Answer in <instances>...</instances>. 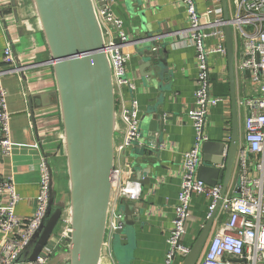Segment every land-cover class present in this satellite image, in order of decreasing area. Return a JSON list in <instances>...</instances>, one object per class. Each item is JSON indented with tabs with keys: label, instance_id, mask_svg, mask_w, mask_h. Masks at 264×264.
<instances>
[{
	"label": "crops",
	"instance_id": "obj_1",
	"mask_svg": "<svg viewBox=\"0 0 264 264\" xmlns=\"http://www.w3.org/2000/svg\"><path fill=\"white\" fill-rule=\"evenodd\" d=\"M195 1L203 22L201 30L207 35L204 36L205 45L209 48L219 44L226 45V40L221 35V32L225 35L222 0ZM111 12L120 26L112 25L113 33L117 35L120 28L127 36V42L122 47L130 55L127 72L137 86L133 95L140 108L141 133V142L125 151H116V166L121 169L120 178L123 182L131 180L134 175L139 179L135 182L140 184L141 192L137 199L124 198L119 203V206L126 205L134 209L132 219L135 221V233L128 237L126 244L119 240L118 245L114 246L112 240L110 251H103L100 264H123L127 260L129 264H165L169 250L168 239L178 203L184 154L193 147L196 137L189 117L190 111L196 107V50L189 37L188 13L178 0H114ZM228 12L234 20L236 0H228ZM23 19L30 21V29L23 25ZM149 35L154 38L150 39ZM130 37L134 41H130ZM234 39L238 134L241 146L244 143L245 118L250 112L241 101L256 96L259 92L257 85L248 79L247 73L238 69L244 43L237 31H234ZM7 45L13 48L14 66L20 67L19 71L10 72L12 66L4 63ZM151 47L153 51L149 50ZM49 57L50 51L33 1L0 0V77L7 91L13 141L10 155L3 154L0 149V180L13 178L20 195L16 213L22 219L31 218L39 206L40 165L43 158L53 169L57 201L65 205V213L69 211L67 157L57 83L53 66L43 62ZM209 59L211 94L222 100L210 108L205 133L207 140H229L233 116L227 55L212 54ZM159 60L166 63L162 77L152 74L155 70L160 72L161 68L154 64L159 63ZM131 94L127 89L123 97H117L116 146L123 142L127 126L121 117V111L124 100L127 102ZM155 108L163 110L166 118L163 127L159 122L157 131L151 129ZM202 149L203 144L201 156ZM209 155L212 159L216 157L213 150ZM145 160L153 172L143 170L133 174L135 164L141 165ZM238 182L237 153L225 196L235 194ZM212 200V197L205 194L193 197V217L185 239L187 245L192 246L206 223ZM115 216L111 212L110 224ZM228 216V212L219 211L214 218L210 237L224 225ZM59 228L58 226L49 243L54 252L67 248L59 243ZM3 239L4 235L0 231V243ZM182 261L178 257L174 264H182ZM60 264H69L67 254L62 256Z\"/></svg>",
	"mask_w": 264,
	"mask_h": 264
},
{
	"label": "water",
	"instance_id": "obj_2",
	"mask_svg": "<svg viewBox=\"0 0 264 264\" xmlns=\"http://www.w3.org/2000/svg\"><path fill=\"white\" fill-rule=\"evenodd\" d=\"M32 1L50 51V57L43 62L53 66L57 83L67 157L69 215L72 227L71 235L67 239L69 247L61 253L55 251L45 264H60L64 254L68 255L69 264H100L112 212L114 189L118 183V175L115 171L118 103L112 64L107 50V38L97 12L98 7L105 8L106 2L104 0ZM222 6L231 87L232 133L229 140L209 139L203 142L198 178L208 186L222 185L223 196L235 165L239 134L233 19L228 12V0H222ZM149 38L154 37L149 35ZM130 41H134L133 37H130ZM126 42L127 39L116 41L117 44ZM153 47L149 50L153 51ZM158 62L162 64H154L161 70L160 72L155 70L152 74L162 77L166 63L164 60ZM152 120V130L157 131L159 122L163 127L166 121L164 111L155 108ZM139 141L141 142V139ZM211 150L215 152L214 159L210 158ZM225 152L226 156H224ZM143 170L153 172L151 167H148L147 160L141 165L135 164L133 174ZM48 172L49 199L45 215L14 264H36L38 257L50 248L49 243L63 216L65 205L57 201L53 169L49 163ZM131 180L139 181L135 175ZM234 196H240L238 188ZM119 205L115 211L114 246L118 245L119 240L126 244L128 237L135 233V221L132 219L134 209ZM220 206L221 200H218L182 264L198 263L210 237L214 218L219 214ZM123 264H129V261Z\"/></svg>",
	"mask_w": 264,
	"mask_h": 264
},
{
	"label": "built area",
	"instance_id": "obj_3",
	"mask_svg": "<svg viewBox=\"0 0 264 264\" xmlns=\"http://www.w3.org/2000/svg\"><path fill=\"white\" fill-rule=\"evenodd\" d=\"M105 8H97L103 29L107 38V50L110 56L116 98L124 95L125 90L132 94L129 100H124L121 117L126 123L123 142L116 146V151L122 152L139 143L140 108L133 92L137 86L128 75L127 63L130 55L123 51V43L127 36L120 28L118 34L113 33V26H119L114 19L111 7L114 0H104ZM182 4L189 19L188 32L190 40L196 50L198 75L196 79L195 102L196 107L190 111L195 128V143L184 154L181 184L178 193V203L175 209L173 227L168 239L169 250L165 264H174L176 258L182 260L190 253L191 246L185 243L188 225L192 220L191 201L196 195L212 197L209 207L211 213L218 200H221L220 211L229 213L224 225L208 240L198 264H264V0H236L237 12L233 20V29L243 39V56L238 69L247 73L248 79L255 85L259 94L250 96L241 101L248 109L245 118L244 143L238 147L239 197L222 196V186H208L198 178V168L202 163L201 146L207 135L205 126L212 106L222 98L211 94L210 90V63L212 54L227 55L225 44L214 47L205 45L202 31V18L197 9L195 0H178ZM23 25L30 29V21L22 20ZM115 22L114 24H112ZM113 25V26H112ZM120 27V26H119ZM222 39L225 38L221 32ZM4 63L12 66L9 71H19L14 66L15 57L10 45L4 50ZM118 103V102H117ZM0 149L3 154L10 155L13 150V141L10 134V114L7 109V91L0 77ZM41 190L39 206L29 219H22L16 213V206L20 195L12 177L0 180V231L4 239L0 243V264H14L20 252L28 245L34 233L39 228L45 215L49 199L48 161L43 158L41 165ZM118 183L114 189L112 213L124 198L135 200L141 192L140 184L120 178L121 169L115 167ZM236 193V192H235ZM58 239L60 245L69 247L67 239L72 232L69 211L63 212L59 223ZM114 221L109 223L104 250L110 251L113 240ZM54 251L49 248L41 254L36 264L47 263Z\"/></svg>",
	"mask_w": 264,
	"mask_h": 264
},
{
	"label": "trees",
	"instance_id": "obj_4",
	"mask_svg": "<svg viewBox=\"0 0 264 264\" xmlns=\"http://www.w3.org/2000/svg\"><path fill=\"white\" fill-rule=\"evenodd\" d=\"M58 251L61 253L62 252V249H59Z\"/></svg>",
	"mask_w": 264,
	"mask_h": 264
},
{
	"label": "rangeland",
	"instance_id": "obj_5",
	"mask_svg": "<svg viewBox=\"0 0 264 264\" xmlns=\"http://www.w3.org/2000/svg\"><path fill=\"white\" fill-rule=\"evenodd\" d=\"M68 195H69V190H68Z\"/></svg>",
	"mask_w": 264,
	"mask_h": 264
}]
</instances>
